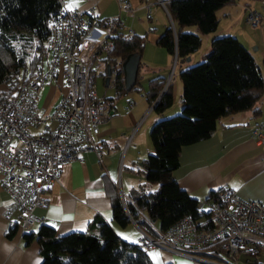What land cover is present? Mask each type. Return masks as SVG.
Here are the masks:
<instances>
[{"label":"trees","instance_id":"trees-1","mask_svg":"<svg viewBox=\"0 0 264 264\" xmlns=\"http://www.w3.org/2000/svg\"><path fill=\"white\" fill-rule=\"evenodd\" d=\"M234 1L166 0L164 5L173 26H167L156 43L172 57L176 56L177 62L186 61L202 45L201 36L217 30V13ZM59 8L60 0H0V103L11 99L10 85L13 79L23 76L26 67L34 73L38 64H47L49 21L59 14ZM90 20L91 24L98 21V26L111 33L113 40V49L104 56L106 65L116 72L112 86L115 95L108 97L112 105L114 99L133 91L144 93L150 106L157 99L153 111L159 115L172 108L174 95L170 84L164 89L165 77H154L147 88L142 86L143 59L139 63L137 85L130 91L124 88L121 63L130 53L142 55L146 37L118 31L119 23L114 20L93 16ZM187 26L195 27L197 33L187 31ZM212 40L210 51L199 64L179 71L183 91L180 112L163 116L151 126L152 153L142 160L141 167H132L145 181L138 188H131L122 200L118 184L107 180L106 192L113 206L111 219L116 226L127 228L134 223L156 237L185 217L201 220L197 211L199 200L180 188L173 178L182 146L210 138L219 120L233 114L250 109L255 116L261 114L254 107L264 95V67L256 63L251 51L237 37L224 34ZM223 191V188L211 191L206 200L217 201ZM156 221L158 227H154ZM17 227H10L6 235L13 236ZM36 234L24 232V237L27 243L34 238L38 242L40 264H152L146 245L121 239L111 222L99 216L94 217L87 231L59 236L54 228L44 224ZM251 263L264 264L258 259Z\"/></svg>","mask_w":264,"mask_h":264},{"label":"crops","instance_id":"crops-1","mask_svg":"<svg viewBox=\"0 0 264 264\" xmlns=\"http://www.w3.org/2000/svg\"><path fill=\"white\" fill-rule=\"evenodd\" d=\"M121 1L64 0L63 2L70 11L80 10L87 13L93 10L96 18L117 21L118 31L146 37L147 44L141 55L143 59L141 81L142 86L147 88L150 79L154 77L167 79L173 72L171 65L176 60V56L172 57L156 43L160 35L165 32L164 29L173 26V19L169 17L168 9L164 5L166 0H124L132 6L130 11L120 4ZM234 2L217 13V30L212 35L221 37L224 34H231L237 37L244 48L251 51L256 63L264 67V26L256 30L244 24L250 10L263 13L264 0ZM100 32L109 33L101 28ZM172 79L170 89L174 95V105L166 109L162 115L153 110L148 113L150 105L141 92H130L126 95L124 103L113 100V112L109 120L100 127V135L97 137L103 144L101 153L96 150H83L80 153V160L68 162L60 168L62 174L59 181L44 193L48 198V204L35 210L37 221L29 234L37 235V231L44 224L54 228L59 236L67 235L72 231H87L94 217L99 216L111 222L121 239L129 243H138L139 236H136L135 240H132L130 235L126 237L128 229L138 230L136 224L131 223L127 228H121L111 219L113 206L111 197L106 192L107 180L114 184L121 182V188L125 186L126 191V194L119 191L123 196H127L129 190L134 187L131 181L132 174L136 172L132 171V167H141L142 160L153 150V143L149 138L152 124L163 116L174 115L182 108V85L178 84L174 75ZM41 91L40 106L47 112L53 111L61 99L62 92L53 83ZM45 92L46 99L42 101ZM100 95L109 97L105 92ZM129 102H133L134 107L131 109H128ZM254 108L260 110L259 116H255L253 109L238 112L236 115L219 120L217 129L210 138L190 146H182L178 158L179 167L173 171V178L191 197L204 202L211 191L215 192L223 188L236 191L240 198L258 200L264 204V145L258 144L252 134L256 125L264 123V95ZM144 115L146 116L144 122L139 125L131 144L127 146L129 135L134 132ZM147 122L149 124H146ZM126 172L128 175L125 177ZM1 178L0 175V264H40L42 263L40 246L35 238L30 243L25 242L20 212L13 208V198L2 186ZM16 225L18 227L13 236L6 235L10 227ZM147 252L152 264H206L185 255L166 253L158 248H147ZM263 254L264 249L261 252V255ZM260 256L258 260L263 262ZM244 258L246 264H252L253 261Z\"/></svg>","mask_w":264,"mask_h":264},{"label":"built area","instance_id":"built-area-1","mask_svg":"<svg viewBox=\"0 0 264 264\" xmlns=\"http://www.w3.org/2000/svg\"><path fill=\"white\" fill-rule=\"evenodd\" d=\"M63 1L60 0L59 14L49 21L47 64H38L34 73L26 67L23 76L13 79L10 85L11 99L0 103L1 183L13 198V208L19 210L21 229L26 233L37 221L36 208L48 204L44 193L59 181L60 168L80 160L83 150L101 153L103 144L97 137L113 112L109 98L98 95L96 90V80L101 77L104 82L107 72L104 56L114 47L111 33L100 32L98 21L91 24V17L96 18L93 10L70 11ZM120 4L132 10L129 2L122 0ZM244 24L256 30L263 27L264 6L263 13L250 10ZM115 74L112 70L108 88L115 85ZM172 80L169 74L164 89ZM50 83L62 94L54 110L47 112L39 104V95ZM156 102L157 99L148 113ZM133 107L129 102L128 109ZM140 124L129 135L127 146ZM252 134L258 144L264 145V123L256 125ZM121 197L123 200V194ZM197 203L201 220L185 217L156 237L136 225L139 244L206 264H239L238 256L258 259L264 249L261 201L240 198L236 191L225 189L217 201Z\"/></svg>","mask_w":264,"mask_h":264},{"label":"rangeland","instance_id":"rangeland-1","mask_svg":"<svg viewBox=\"0 0 264 264\" xmlns=\"http://www.w3.org/2000/svg\"><path fill=\"white\" fill-rule=\"evenodd\" d=\"M185 29L187 31H193L195 34L197 33V29H195V27H193V26H187V27H185ZM212 34L213 33H210L209 35H206L205 34V35H202L201 36L202 45L198 48V50L195 53H192L193 55L191 56V59L189 61H180L179 60L177 62L175 60L174 63L171 65L173 67V72L171 74V77L173 78V75H174V78L176 80H178V82H179L178 84L182 85V80L179 78V71H181L182 69L185 70L189 66L199 64V62H201L203 60V58L205 57V55L208 54V52L211 49V45H212V41H213L212 39L214 37H217V36L212 35ZM96 82H97L96 83V90H97V92H98L99 95L101 93H104L105 92L109 97H112L113 98L114 94H113L112 88H108V86H105V82H103V79L101 77L98 78L96 80ZM59 91L62 92L61 90H59ZM41 94H42V91H41ZM45 94H46V92L44 93V98L42 99V101H45V99H46ZM126 98H127V96H125V98H118L115 101L116 102L118 101V102L124 103V101L126 100ZM179 112H180V110H178L174 115H176ZM174 115H171V116H174ZM145 117L146 116L144 115L142 117L143 118L142 121L139 122V123L142 124V122H144V120H145ZM149 123H151V121H149ZM149 123L147 122L146 124H149ZM127 175H128V172L125 173V177ZM132 178H133L132 181H131L132 186L137 187V188H138L139 185H141V183H143L145 181L143 175H141V176L140 175H136V173L135 174H132ZM118 184H119L118 185V188L120 189L119 191L121 193L123 192V193L126 194L125 186L123 188H121L122 187L121 186L122 185L121 182L120 183L118 182ZM155 187L156 186L154 185V186L151 187V189L153 190ZM154 226L155 227L156 226H159V221H156L155 224H154ZM126 233H128L126 235V237L130 235L132 240H135V237L140 235L139 231L138 230H135L134 228L128 229V232H126ZM244 259L245 258L243 256H238V263L239 264H246L244 262ZM260 260L264 262V254L260 256Z\"/></svg>","mask_w":264,"mask_h":264},{"label":"water","instance_id":"water-1","mask_svg":"<svg viewBox=\"0 0 264 264\" xmlns=\"http://www.w3.org/2000/svg\"><path fill=\"white\" fill-rule=\"evenodd\" d=\"M142 59V56L140 53H130L127 55V57L122 61L121 63V69L123 71V81L125 82V90L130 91L132 87H135L137 85V74L139 73V63ZM191 59L187 58V60ZM106 74L104 78V82L106 86L109 87V78L110 74L112 73V69H110V66L106 65ZM112 114V113H111Z\"/></svg>","mask_w":264,"mask_h":264}]
</instances>
